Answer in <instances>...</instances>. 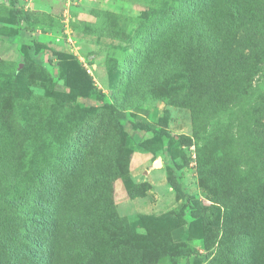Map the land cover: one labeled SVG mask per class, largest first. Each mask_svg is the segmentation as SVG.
Masks as SVG:
<instances>
[{"label": "rangeland", "instance_id": "obj_1", "mask_svg": "<svg viewBox=\"0 0 264 264\" xmlns=\"http://www.w3.org/2000/svg\"><path fill=\"white\" fill-rule=\"evenodd\" d=\"M172 1L0 0V109L5 117L0 121V134L10 128L19 163L28 178L55 170L53 165L58 164L61 146L58 138L83 139L80 128L91 116L93 124H86L89 128L104 122L110 104L116 102L113 84L121 82L120 62L126 51L131 50L135 31L162 4ZM16 8L29 14L33 30L28 31L26 23L19 24ZM95 11L114 14L116 36L111 32L113 26L107 30L110 34L90 32L88 23L96 21ZM252 24L257 28L258 41L264 43V17ZM27 44L33 48L27 49ZM241 50V66L250 72L247 87H241L238 80L231 84L224 91V100H214L212 106L198 115V120L191 108L166 100L147 106L150 114L140 112L143 116L140 119L131 114L125 117L126 131L120 136L123 148L116 156L125 170L123 177L108 181L113 189L108 197L112 216L127 220L129 234L145 235L153 221H156L153 227L166 224L167 234L165 241L156 247L149 243L152 240L126 238L114 259L108 262L109 255L103 253L95 258L94 264H226L220 238L232 226L234 231L232 210L253 191L260 195L259 188L264 183V153L253 139L256 134H263L264 126L250 122L244 113L257 107V117L264 121V60L252 54L250 47ZM235 73L234 76H242L243 71ZM74 85L80 87L81 95L72 99ZM31 103L34 111L29 110ZM42 110L45 115L38 126L27 129V121ZM142 121L150 123L151 130L145 126L143 129ZM110 125L113 134L115 117ZM104 132L103 125L97 126L91 139ZM227 138L236 141L235 182L239 183L241 176L246 177L243 186L232 194L225 192L226 185L222 182L208 184L200 174V158L208 164L215 161L213 157L223 158L229 145ZM93 145L89 140L85 148L90 151ZM159 159L161 165L156 166ZM11 190L8 176L0 172V199ZM82 191L81 187L74 192L79 203H74V215L85 222L82 217L85 210L78 206L89 196ZM185 203L188 206L182 213ZM210 206L214 207L213 213ZM93 207L92 215L97 217V203ZM105 218L101 225L110 224V216ZM248 224L240 220L235 232L245 233L252 228ZM208 225L219 236L212 250L208 249L212 240L206 235ZM233 242L229 240L228 245L233 246ZM244 243L238 253L249 256L253 264H264L263 235L246 238Z\"/></svg>", "mask_w": 264, "mask_h": 264}, {"label": "trees", "instance_id": "obj_2", "mask_svg": "<svg viewBox=\"0 0 264 264\" xmlns=\"http://www.w3.org/2000/svg\"><path fill=\"white\" fill-rule=\"evenodd\" d=\"M168 2L143 20L135 31L131 50L126 51L120 62L121 82L113 84L117 103L113 101L110 104L108 117L103 118V123L90 128L86 124H93L94 117L83 121L80 128L83 139L58 138L61 142L58 164L53 165L55 170L51 174H37L35 178H28L19 163L10 128L0 134V172L8 176L12 188L8 195L0 199V264H94L95 258L103 253L109 255V262L122 250L126 238L152 240L149 243L156 244L155 247L165 241L166 224L153 227L156 222L153 221L145 235L129 234L127 220L112 216L109 207L108 197L113 189L108 181L114 182L123 177L125 170L116 158L117 151L123 148L120 136L126 131L125 117L131 114L140 119L143 117L140 112L150 114L147 106L166 100L191 108L193 117L197 119L214 100L223 99L225 89L237 80L241 87H247L250 72L241 66L242 47H250L252 54L264 60V43L258 41L257 28L252 24L264 17V0ZM16 13L19 24L23 26L26 23L27 30H33L29 14L20 8H16ZM94 13L97 19L88 23L90 32L99 35L112 32L116 36L114 14ZM109 26H113L114 30L107 31ZM26 47L32 49L33 45L27 44ZM240 70L243 71L242 76H234V72L239 73ZM73 87L70 97L75 99V96L81 95V89L75 85ZM30 106L29 110L34 111L33 103ZM244 113L250 122L264 126V121L257 117V107ZM44 115L43 110L33 115L27 121V129L37 127ZM112 117L116 118V131L113 134V126L110 125ZM4 118V112L0 109V121ZM142 122H145H140L143 129L145 126L151 130L150 123ZM99 125L104 126L105 132L99 138L91 139ZM253 139L264 153V131ZM89 140L94 145L87 151L85 147ZM226 142L229 145L223 158L213 157L215 161L209 164L206 159L200 158V174L208 184L222 182L226 185L225 192L232 194L243 186L246 177L241 176L239 183L235 182L238 174L233 166L238 158L233 146L236 141L227 138ZM55 186L59 188L54 189ZM79 186L89 196V200L78 206L80 210H85L82 214L87 220L85 222L74 215V203L79 204L78 195L74 192L81 188ZM259 190L260 195L253 191L247 199H240L236 210H232L234 231L232 226L220 238L221 254L226 257V264L254 263L249 256L238 252L245 246L246 242H243L246 238L257 235L264 237V183ZM131 194L138 196L137 192ZM93 203H97V217L92 215L95 211ZM187 206L185 203L181 207L182 213H185ZM208 208L213 213L214 207ZM106 216H110V224L101 225ZM240 220L249 223L247 227L252 226L250 231L235 232L239 229ZM205 230L206 235L212 238L208 245V249L212 250L219 236L213 234L211 225L205 226ZM125 233L128 234L126 237ZM118 237L121 240H116ZM229 240H234L233 246L228 245Z\"/></svg>", "mask_w": 264, "mask_h": 264}, {"label": "bare ground", "instance_id": "obj_3", "mask_svg": "<svg viewBox=\"0 0 264 264\" xmlns=\"http://www.w3.org/2000/svg\"><path fill=\"white\" fill-rule=\"evenodd\" d=\"M159 165H161V161H157V163H156V166H159Z\"/></svg>", "mask_w": 264, "mask_h": 264}, {"label": "water", "instance_id": "obj_4", "mask_svg": "<svg viewBox=\"0 0 264 264\" xmlns=\"http://www.w3.org/2000/svg\"><path fill=\"white\" fill-rule=\"evenodd\" d=\"M159 161H162L161 159H159Z\"/></svg>", "mask_w": 264, "mask_h": 264}]
</instances>
